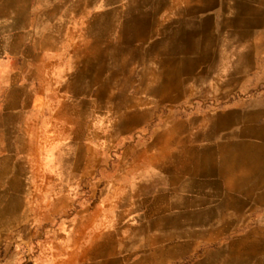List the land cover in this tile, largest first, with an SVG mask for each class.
Segmentation results:
<instances>
[{
	"label": "crops",
	"instance_id": "0c3cea01",
	"mask_svg": "<svg viewBox=\"0 0 264 264\" xmlns=\"http://www.w3.org/2000/svg\"><path fill=\"white\" fill-rule=\"evenodd\" d=\"M223 39L264 50V0H0V264H264V102L233 105L224 143L198 110L155 127ZM59 170L102 173L99 227L42 229Z\"/></svg>",
	"mask_w": 264,
	"mask_h": 264
},
{
	"label": "rangeland",
	"instance_id": "374dc122",
	"mask_svg": "<svg viewBox=\"0 0 264 264\" xmlns=\"http://www.w3.org/2000/svg\"><path fill=\"white\" fill-rule=\"evenodd\" d=\"M141 30L124 28V39L131 37L139 39ZM234 40L235 42L231 43L225 39V43L218 45L204 43L205 50L198 60L189 58L186 60L184 69L187 75L170 77L171 87H179V89L171 91L170 106L157 108L158 119L155 127L162 126L157 122L168 112L174 116H182L198 110V118H201L198 119V128L211 129L213 132L217 129L218 140L224 143L229 138L228 131H231L237 120V116H233V105L241 101L264 102V50L259 49L260 39H250L249 45L244 44L241 39ZM194 71H197L198 75L193 74ZM158 95L162 96V93ZM78 108L87 115L96 110L89 108L86 103ZM251 110L260 111L256 121L264 122V107ZM124 126L132 125L124 124ZM68 149L76 153L75 158L78 157L76 155H80L82 164L87 162V156H82L86 151L85 148L72 143ZM63 159L66 160L65 157ZM80 174L82 181L68 186L70 179L68 172L59 170L58 173H53L58 180V186L52 188V198L58 202L59 212L52 221L43 223V230L54 228L58 229L59 233L66 234V229L99 227V220L82 218V215L92 210L94 202L100 196V187L92 186V182H97L102 173L95 171ZM39 238L40 236L27 244L31 262L38 254Z\"/></svg>",
	"mask_w": 264,
	"mask_h": 264
}]
</instances>
